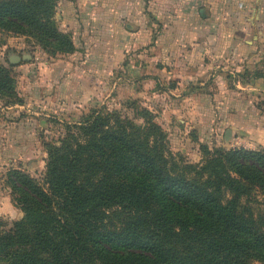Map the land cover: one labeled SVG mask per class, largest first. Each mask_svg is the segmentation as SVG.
Segmentation results:
<instances>
[{
	"label": "trees",
	"instance_id": "16d2710c",
	"mask_svg": "<svg viewBox=\"0 0 264 264\" xmlns=\"http://www.w3.org/2000/svg\"><path fill=\"white\" fill-rule=\"evenodd\" d=\"M56 4L0 0V29L48 56L72 52ZM0 99L23 102L11 64L0 63ZM113 108L90 107L43 142L41 181L6 169L23 216L0 228V264H264V231L239 210L251 190L264 196V148L203 145L200 178H186L166 166V134L150 111L140 108L139 124Z\"/></svg>",
	"mask_w": 264,
	"mask_h": 264
},
{
	"label": "crops",
	"instance_id": "0c3cea01",
	"mask_svg": "<svg viewBox=\"0 0 264 264\" xmlns=\"http://www.w3.org/2000/svg\"><path fill=\"white\" fill-rule=\"evenodd\" d=\"M54 17L74 49L41 50L46 61L29 64L37 69L29 91L68 101L95 76L134 67L140 96L160 106L169 133L264 148V0H57ZM27 128L0 129V177L4 166L44 157ZM2 180L0 204L12 207Z\"/></svg>",
	"mask_w": 264,
	"mask_h": 264
},
{
	"label": "rangeland",
	"instance_id": "374dc122",
	"mask_svg": "<svg viewBox=\"0 0 264 264\" xmlns=\"http://www.w3.org/2000/svg\"><path fill=\"white\" fill-rule=\"evenodd\" d=\"M41 50L45 52L32 37L13 34L0 29V63L7 67L11 64L12 75L15 78V89L17 88V92L23 99L21 104L10 105H4L3 100L0 99V126L3 125L0 129H7L8 127L30 128L32 130L30 131V137L37 138L41 142L38 151L39 155H44L42 160L40 159V162H38L39 164H37L36 160L34 165L18 163L20 166L13 165V167H21L41 181L44 174L43 162L45 161L44 158H46L45 155H47L43 142L56 140L61 134L65 122L78 120L83 112L93 106L98 107L101 104H105L109 108L114 107L113 109L139 124H142L143 120L138 115V112L143 107L155 116L156 122L159 123L161 120H157V115L154 112H162L160 111V106L158 107L156 102H151L140 96L139 91L145 89V86L141 84L140 72L135 70L134 67H129V70L115 69L109 75L107 81L95 76L87 83L88 85L85 84L82 87L83 97L69 96L68 101H64L57 98L52 100L50 96L44 93L34 94L28 90V85L36 80L37 69L29 64L46 61ZM56 58L67 63L62 56L57 55ZM58 70H60L59 67L57 68ZM116 74H119V77L113 86V78ZM131 78L133 79L131 80ZM129 84H132V86ZM43 113L46 114L44 115ZM163 120L168 121L167 118ZM14 130L17 131V129ZM164 131L166 138L163 155L166 160V166L173 174L190 179L200 178L199 166L204 159L201 146L205 145L209 149H228L239 146L238 143L231 145L228 142H224L221 135L220 137H212L210 134L193 136L169 133L165 129ZM8 167L4 166L2 168L3 174ZM3 174L0 179L3 178ZM1 185L7 191L10 202L13 204L12 207L9 206V202L5 199L0 204V208L2 207L0 210H4V212H0V224L2 225L0 228L7 230L15 220H19L23 216V212L12 202L10 190L4 185L3 181H1ZM250 193L249 196L244 197L240 201L239 210L249 220L251 225L264 231V196L256 188L251 190ZM114 222L118 223L117 220H114ZM250 264L263 263L258 259H251Z\"/></svg>",
	"mask_w": 264,
	"mask_h": 264
}]
</instances>
